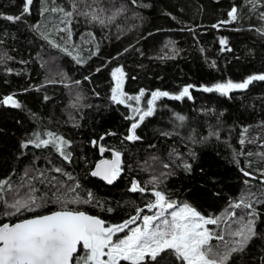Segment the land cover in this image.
<instances>
[{"label":"trees","instance_id":"1","mask_svg":"<svg viewBox=\"0 0 264 264\" xmlns=\"http://www.w3.org/2000/svg\"><path fill=\"white\" fill-rule=\"evenodd\" d=\"M118 68L126 103L109 112L103 92ZM258 75L264 0H32L28 11L0 13V225L64 207L123 224L148 214L160 191L218 221L214 250L237 247L233 233L253 220L256 234L226 264H264V81L204 91ZM185 87L188 95L172 98ZM154 92L169 95L153 100ZM105 113L101 132L96 115ZM134 123L138 139L129 140ZM100 144L122 157L111 186L91 175ZM70 188L81 202L57 203ZM30 193L36 211L5 214L3 201ZM85 255L81 246L76 257ZM142 264L185 262L166 249Z\"/></svg>","mask_w":264,"mask_h":264},{"label":"snow or ice","instance_id":"2","mask_svg":"<svg viewBox=\"0 0 264 264\" xmlns=\"http://www.w3.org/2000/svg\"><path fill=\"white\" fill-rule=\"evenodd\" d=\"M31 3L32 0H26V5H31ZM25 11H28L27 7ZM235 12L236 9L233 8L229 13L232 19L236 18ZM66 15L71 16V13H66ZM7 19L13 20L19 19V17L9 16ZM93 19H97V17L94 16ZM100 22L103 23L102 20ZM221 43L224 44L226 41L222 40ZM119 72L121 69L118 68L112 73L117 80V89L113 90L112 99L123 103L124 101L119 99V95L122 93H118L121 83V77L117 76ZM253 80L264 81V75L250 76L242 83L228 81L225 84H216L214 88H205L204 91L215 90L227 94L232 89L247 88ZM143 94L141 91L140 95ZM188 94L189 89L185 87L180 95L172 98L179 100ZM168 95L167 92H154L152 94L153 100ZM3 102L20 107L12 96L6 97ZM149 103L151 104V101ZM134 111L136 110L134 109ZM150 115H152L151 107L140 116V119L143 120L145 116ZM180 119L182 120L183 117ZM137 126L135 123L132 125L131 134L127 139H138L135 135ZM49 142L48 140L41 141L44 145ZM64 143L66 142L61 138L59 144L63 145ZM115 156L116 159L112 162L102 161L92 175L102 176L108 183H112L120 172V154L116 153ZM65 159H68L67 155ZM56 171L60 172L61 170L56 169ZM245 174L248 175V173ZM5 183L7 182L0 181V189ZM137 190L144 191L143 188H138V185L133 183L131 191ZM74 191L75 189L70 188L62 195H56V202L65 206L80 203L78 196H71ZM32 192H35V189H32ZM154 195L156 197L155 203L147 207L149 209L159 208L160 211L153 216L145 215L142 218V227L130 229V235H126L116 242H113V236L140 219L139 215L123 222V224L105 227V221L97 217L88 215L83 211L68 210L64 207L62 210L49 215H39L15 224L4 223L0 225V264H74V256L78 252V246H82L86 250V255L76 257L75 264H121V261H128L130 264H142L146 256L155 261L157 256L166 249L173 250L185 264H226L231 254L243 251L248 240L256 234L254 221L249 220L233 233L234 236L241 237L237 242V247L214 250L210 245L213 235L206 226L217 224L216 219L205 218L195 208L187 204L177 208L160 191H156ZM2 200L3 197H0V201ZM3 202L7 209H10L5 213L6 215H16L24 211L34 212L40 206L38 198L31 193L26 198L13 197L12 202ZM40 203H43L42 198H40ZM239 206V204L236 205V207ZM246 206L251 207V205ZM169 209L175 210L168 213ZM166 213L168 214L166 215ZM216 238L223 240V236Z\"/></svg>","mask_w":264,"mask_h":264},{"label":"rangeland","instance_id":"3","mask_svg":"<svg viewBox=\"0 0 264 264\" xmlns=\"http://www.w3.org/2000/svg\"><path fill=\"white\" fill-rule=\"evenodd\" d=\"M30 5H26V0H0V13L2 14H13L15 12H18L20 10H25V8H29ZM121 77V76H120ZM122 82H124L121 78V83H120V87L118 89V93H122V95H119V99H122L124 102L126 103V99L123 96V90H122ZM123 88H124V83H123ZM117 89V81L114 84H109L105 87L103 94L106 97H109L112 101H113V107L109 110V112L115 111L117 109V105H118V101L113 100L112 96H113V90ZM13 99L16 101V99L13 97ZM17 102V101H16ZM7 105H12L11 103L7 104ZM109 115V113H105V114H100V115H96V120L98 122V129L99 131H104L105 128L103 126V122L105 120V118ZM156 201V200H155ZM155 203V202H154ZM152 203V204H154ZM178 207H183V205L181 206H177ZM175 209H169L168 213H170L171 211H173ZM160 211L159 208H151L148 209V214H146L147 216H153L155 215L156 212ZM166 213V215L168 214ZM145 216V215H144ZM143 216V217H144ZM142 217V218H143ZM140 219L138 223L132 225L131 227H129L126 231H124L123 233H120L117 235H115V237H113V242H116L118 239H123L126 235H130V229L135 228V227H142L143 226V219ZM170 218V217H169ZM216 226V224L214 225H207L206 227L211 231V233L213 232V228ZM213 234V233H212ZM212 240V239H211ZM106 258V257H105ZM150 258H148L147 256L145 257V260H148ZM144 260V261H145Z\"/></svg>","mask_w":264,"mask_h":264},{"label":"water","instance_id":"4","mask_svg":"<svg viewBox=\"0 0 264 264\" xmlns=\"http://www.w3.org/2000/svg\"><path fill=\"white\" fill-rule=\"evenodd\" d=\"M102 149H103V151H102ZM116 153H117V152L114 151V150H107V149L103 148V146L100 144V156H101V158H100V160L95 164V166L93 167V169H92V171H91V175H92V173H93L94 171H96L97 166L100 165L102 161H109V162L114 161V160L116 159V156H115ZM107 154H111V157L107 156ZM121 165H122V157L120 156V167H121ZM92 177L95 178V179H98V180L102 181L103 183H105V184H107V185H110V186H111V185H114V184L117 182V177L113 180L112 183H108V181L105 180V179H103L102 176H93V175H92ZM55 212H56V211H55ZM52 213H53V212H52ZM85 213H86V212H85ZM49 214H51V213H49ZM49 214H45V215H49ZM86 214H88V213H86ZM88 215H91V214H88ZM91 216H93V215H91ZM94 217H97V216H94ZM32 218H34V217H32ZM97 218H99V217H97ZM28 219H30V218H28ZM99 219H101V218H99ZM101 220H102V219H101ZM103 221H104V220H103ZM19 222H21V221H19ZM16 223H18V222H16ZM8 224H11V223H8ZM13 224H15V223H13ZM80 248H81V246H78V252H77V254L79 253ZM77 254H76V255H77ZM75 257H76V256H74V259H75Z\"/></svg>","mask_w":264,"mask_h":264},{"label":"flooded vegetation","instance_id":"5","mask_svg":"<svg viewBox=\"0 0 264 264\" xmlns=\"http://www.w3.org/2000/svg\"><path fill=\"white\" fill-rule=\"evenodd\" d=\"M105 227H108V225L105 223ZM119 233V232H118ZM115 235H117V233L115 234ZM115 235L113 236V237H115ZM112 239H114V238H112Z\"/></svg>","mask_w":264,"mask_h":264}]
</instances>
